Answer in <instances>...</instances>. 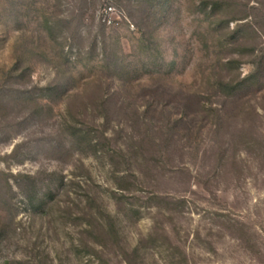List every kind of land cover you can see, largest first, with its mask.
I'll return each mask as SVG.
<instances>
[{"label":"rangeland","instance_id":"1","mask_svg":"<svg viewBox=\"0 0 264 264\" xmlns=\"http://www.w3.org/2000/svg\"><path fill=\"white\" fill-rule=\"evenodd\" d=\"M0 264H264V0H0Z\"/></svg>","mask_w":264,"mask_h":264},{"label":"built area","instance_id":"2","mask_svg":"<svg viewBox=\"0 0 264 264\" xmlns=\"http://www.w3.org/2000/svg\"><path fill=\"white\" fill-rule=\"evenodd\" d=\"M108 9H109V11H112V7H109ZM103 20L108 22V23H111V20L108 19L107 17H105V19H103Z\"/></svg>","mask_w":264,"mask_h":264}]
</instances>
